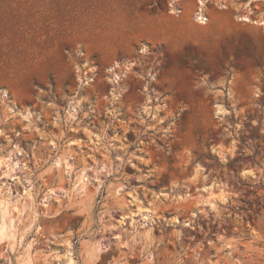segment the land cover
<instances>
[{
    "label": "rangeland",
    "instance_id": "374dc122",
    "mask_svg": "<svg viewBox=\"0 0 264 264\" xmlns=\"http://www.w3.org/2000/svg\"><path fill=\"white\" fill-rule=\"evenodd\" d=\"M0 264H264V0H0Z\"/></svg>",
    "mask_w": 264,
    "mask_h": 264
},
{
    "label": "bare ground",
    "instance_id": "6f19581e",
    "mask_svg": "<svg viewBox=\"0 0 264 264\" xmlns=\"http://www.w3.org/2000/svg\"><path fill=\"white\" fill-rule=\"evenodd\" d=\"M202 2H203V1H202ZM245 18H247V17H245ZM201 19L204 21L203 17H202ZM203 21H202V22H203Z\"/></svg>",
    "mask_w": 264,
    "mask_h": 264
}]
</instances>
